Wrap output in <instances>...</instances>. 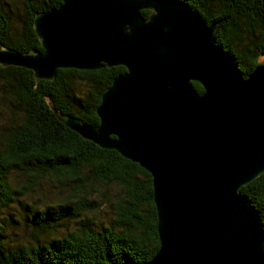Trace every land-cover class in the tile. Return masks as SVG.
I'll return each mask as SVG.
<instances>
[{
    "label": "water",
    "instance_id": "1",
    "mask_svg": "<svg viewBox=\"0 0 264 264\" xmlns=\"http://www.w3.org/2000/svg\"><path fill=\"white\" fill-rule=\"evenodd\" d=\"M61 1L35 17L44 50L0 45V64L36 81L59 68H126L101 97L98 125L58 119L152 174L160 247L137 264H264V234L242 192L264 173L263 56L240 76L215 45L218 22L178 0Z\"/></svg>",
    "mask_w": 264,
    "mask_h": 264
},
{
    "label": "trees",
    "instance_id": "2",
    "mask_svg": "<svg viewBox=\"0 0 264 264\" xmlns=\"http://www.w3.org/2000/svg\"><path fill=\"white\" fill-rule=\"evenodd\" d=\"M208 24L218 22L215 45L243 77L264 56V0H178ZM61 0H25L24 17L15 21L0 0V45L30 53L43 51L34 29L42 11L58 7ZM148 17L150 11H142ZM123 66L97 70L59 68L53 80H35L33 70L0 64V110L14 116L0 137V210L35 189L40 179L57 180L69 192L60 203L41 210L30 206L34 245L6 242V218L0 217V264H137L157 253L160 239L153 199L152 174L115 149L98 146L70 129L58 117L72 115L98 125L96 108ZM202 94L199 82H192ZM4 102H9L4 104ZM27 176L13 187L10 175ZM30 176V178H29ZM97 185H117L123 195L117 202L114 223L98 224L90 219L63 238L56 233L66 220H77L95 212L102 200L95 198ZM258 215L264 234V173L242 187Z\"/></svg>",
    "mask_w": 264,
    "mask_h": 264
},
{
    "label": "rangeland",
    "instance_id": "3",
    "mask_svg": "<svg viewBox=\"0 0 264 264\" xmlns=\"http://www.w3.org/2000/svg\"><path fill=\"white\" fill-rule=\"evenodd\" d=\"M7 7L9 13L15 21H19L24 17L25 0H2ZM151 12H154L151 10ZM264 58V56H263ZM8 104L9 102H4ZM0 110V124L4 122L3 127H9V120L14 116L11 109ZM3 127L0 125V137H2ZM30 178V176H29ZM27 176L18 172H14L10 175V181L13 187H20L26 183ZM95 198L102 200L101 207L95 212L86 213L77 220H66L62 222L61 227L56 233L51 235H44L42 240H47L51 237L63 238L69 233L76 230L81 224L88 225L90 219L94 224H110L114 223L117 218V202L123 195V190L117 185H97L95 188ZM68 186L61 187V184L55 181H51L49 177L47 179H40L35 189L30 193L19 197L20 202L13 203L10 208L6 210H0V217L6 218L5 224L7 231L6 242L9 245H18L19 243H30L34 245L33 230L34 225L30 222L31 210L30 206H34L37 210L43 209L47 204L57 203L59 204L61 199L68 193Z\"/></svg>",
    "mask_w": 264,
    "mask_h": 264
}]
</instances>
